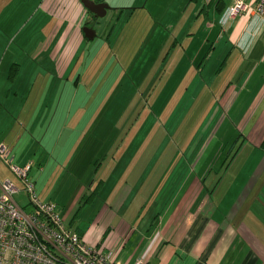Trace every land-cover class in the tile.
Returning <instances> with one entry per match:
<instances>
[{
  "label": "crops",
  "instance_id": "1",
  "mask_svg": "<svg viewBox=\"0 0 264 264\" xmlns=\"http://www.w3.org/2000/svg\"><path fill=\"white\" fill-rule=\"evenodd\" d=\"M194 1L202 25L182 32L166 61L199 67L194 81L213 86L221 106L209 103L190 168L169 172L142 155L149 138L124 136V92L106 90L124 61L119 31L103 26L111 9L96 18L82 0H0V144L17 167L31 164L40 198L57 203L67 227L120 264H264V17L221 25L235 0ZM2 161L0 183L13 180Z\"/></svg>",
  "mask_w": 264,
  "mask_h": 264
},
{
  "label": "rangeland",
  "instance_id": "2",
  "mask_svg": "<svg viewBox=\"0 0 264 264\" xmlns=\"http://www.w3.org/2000/svg\"><path fill=\"white\" fill-rule=\"evenodd\" d=\"M202 1L199 2L200 7ZM106 2L111 6L108 16L113 18L109 20L107 16L103 19V26L119 31L118 35L114 34V42L118 45L120 58L124 60L119 61V65L115 67L113 74L115 78L109 79L106 90L111 95L110 99L112 92L121 94L124 92L118 99L121 107H129L125 115L123 113L120 115L121 122L127 119L128 123L124 136L130 134L136 139L151 140L150 145L144 147L142 155L147 159L152 158V170L156 166H162L161 171L171 172L186 165L184 169H189L188 156L192 154L194 145H198L193 143H196L200 136L204 138L208 122L213 115V113L209 115V103L215 100L221 106L219 95L213 86L206 82L194 81L195 71L201 74L199 67L194 66V69L192 67L187 71L184 66L168 65L170 59L177 65L174 57L166 61L176 46L182 44V32L197 29L202 25L195 13L196 2L194 0H106ZM114 8L119 10H113ZM89 22L92 23L93 19ZM220 24L222 25L221 22ZM176 28L177 32L174 31ZM98 31L101 32V28ZM97 41L99 48L102 41L100 39ZM109 43L106 42L105 55L109 54L107 53ZM166 43L168 45L165 48ZM200 79H204L202 75ZM196 96L198 104L194 106L196 103L193 100ZM219 118L217 115L216 119ZM231 123L232 128H235L234 122ZM232 146L235 145L228 146V149ZM178 158L183 161H177ZM219 163L216 162L215 166ZM210 166H213V162ZM7 167L1 169L2 173H8L18 187L22 188V181ZM16 199L26 207L28 196L25 192L16 194ZM84 215L88 217L87 211Z\"/></svg>",
  "mask_w": 264,
  "mask_h": 264
},
{
  "label": "built area",
  "instance_id": "3",
  "mask_svg": "<svg viewBox=\"0 0 264 264\" xmlns=\"http://www.w3.org/2000/svg\"><path fill=\"white\" fill-rule=\"evenodd\" d=\"M246 12L264 17V0H235L220 22L225 25ZM0 158L21 179L28 196L24 207L16 199L21 188L10 179L0 183V264H120L114 252L105 253L67 227L56 202L40 198L28 176L31 164L14 165L10 149L3 143ZM135 264L150 263L139 258Z\"/></svg>",
  "mask_w": 264,
  "mask_h": 264
},
{
  "label": "water",
  "instance_id": "4",
  "mask_svg": "<svg viewBox=\"0 0 264 264\" xmlns=\"http://www.w3.org/2000/svg\"><path fill=\"white\" fill-rule=\"evenodd\" d=\"M84 5L95 13L96 18H103L107 15L108 10L111 9V6L107 2H96L94 0H82ZM96 24V23H95ZM95 24L92 26L85 25L84 31L88 38L94 39L97 35L95 29Z\"/></svg>",
  "mask_w": 264,
  "mask_h": 264
}]
</instances>
